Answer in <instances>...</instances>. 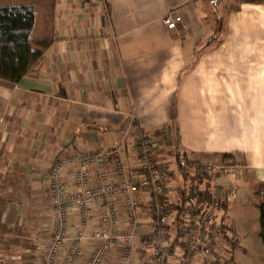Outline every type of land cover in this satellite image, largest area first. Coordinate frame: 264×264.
<instances>
[{
  "label": "crops",
  "instance_id": "obj_1",
  "mask_svg": "<svg viewBox=\"0 0 264 264\" xmlns=\"http://www.w3.org/2000/svg\"><path fill=\"white\" fill-rule=\"evenodd\" d=\"M206 1L57 0L56 40L41 62L19 83L0 79V264H38L54 231L48 172L58 156L111 149L127 139L130 157L138 129L174 171L165 188L174 249L162 257L142 238L151 225L143 208L131 243L135 264H175L180 254L183 240L169 223L183 201L178 155L208 163L225 154L242 157V178H213L208 187L227 205L217 218L225 215L237 241L264 254L260 213L255 230L241 197L224 199L240 180L241 195L249 188L254 196L264 184V1L231 12L218 40ZM173 11L187 34L162 23ZM141 201L145 206L149 194ZM125 247L115 246L103 264H120ZM92 249L83 244L81 264ZM227 252L221 240L218 256L200 264H223ZM249 253L234 264L253 263Z\"/></svg>",
  "mask_w": 264,
  "mask_h": 264
},
{
  "label": "built area",
  "instance_id": "obj_2",
  "mask_svg": "<svg viewBox=\"0 0 264 264\" xmlns=\"http://www.w3.org/2000/svg\"><path fill=\"white\" fill-rule=\"evenodd\" d=\"M162 23L169 30L187 34L177 11L164 16ZM131 140V161L126 155L127 139L111 149L69 151L54 160L48 172L54 231L40 252L38 264H81L84 243L93 249L82 264H103L122 242L126 247L120 264H135L131 243L137 238L138 214L143 208L151 225L142 238L150 240L162 257L171 255L174 240L167 218L172 209L165 188L174 171L165 165L145 131L138 129ZM67 169L71 172L68 178ZM237 170L238 166L182 157L176 175L184 179L186 201L180 232L183 243L175 264H200L218 256L219 242L229 233L222 219L216 221L224 203L211 192L209 180L237 176ZM144 193L149 194L145 206L141 201ZM224 193L225 200L240 196L237 187ZM181 205L175 210L178 216ZM122 216L132 229L122 227ZM75 217L77 226L73 224Z\"/></svg>",
  "mask_w": 264,
  "mask_h": 264
},
{
  "label": "trees",
  "instance_id": "obj_3",
  "mask_svg": "<svg viewBox=\"0 0 264 264\" xmlns=\"http://www.w3.org/2000/svg\"><path fill=\"white\" fill-rule=\"evenodd\" d=\"M56 4L57 0H0L1 80L19 83L41 62L56 40ZM221 157L224 161L233 160L235 155L225 154ZM181 160L182 156L178 155L177 162L180 166ZM180 194L183 201L178 217L179 237L186 201L183 187L180 188ZM254 197L258 201L260 237L264 245V184L258 186ZM222 209H227L226 203L222 205ZM223 264L229 262L225 261Z\"/></svg>",
  "mask_w": 264,
  "mask_h": 264
},
{
  "label": "rangeland",
  "instance_id": "obj_4",
  "mask_svg": "<svg viewBox=\"0 0 264 264\" xmlns=\"http://www.w3.org/2000/svg\"><path fill=\"white\" fill-rule=\"evenodd\" d=\"M250 1H264V0H207V12L208 15L212 18V21L214 20V22L217 23L216 26V31H217V40L219 38H221L224 35L225 32V24H226V20L228 18V16L230 15L231 12L239 9V7L245 3V2H250ZM198 162V161H197ZM232 162H234V164H231ZM201 163V162H200ZM211 163H218V164H228V165H233V166H238V177L241 176V172L240 170H243V161H242V157H236L233 160H223V159H219L216 162H211ZM243 174V173H242ZM237 176H229V178H234ZM243 176H241L242 178ZM228 178V179H229ZM231 187H237L240 191V196L241 200L238 198L237 200H240V202H238L239 205L244 206L245 208V212L248 216L249 219V223L251 224V228L255 229L259 228V221H258V215H259V209H258V201L254 198L253 194H251V190L246 189V191L242 192L241 195V190L243 187L242 181L240 180L239 183H235L234 185H231ZM178 196V195H177ZM181 203L177 202V206H179ZM224 209L221 208V210H219V213H221ZM178 213L174 215V217H172L171 221L169 222L170 225L172 226V234L173 236H175L176 234H179V227H178ZM221 221V219H218V222ZM223 221L225 222V218L223 219ZM224 222H222V224L224 225ZM225 228L228 231V236L222 238L223 241L226 242V246L228 248V250L231 253H225L223 259L220 260V262L223 260L224 261H228L231 264H234V259L235 260H239V257L241 256V253H245L246 255H248V253L252 256L250 262V264H264V254L259 253V251L257 249H249L247 246L243 245V243L237 241L238 240V234L235 232V230L230 229L229 226L227 225V223H225ZM252 236V235H251ZM253 243L254 240L256 241V237L252 238ZM239 242V243H238ZM248 248V249H246ZM245 249V250H243ZM248 250L249 252L246 253L245 251ZM236 251V254L233 258V255ZM221 262V263H223Z\"/></svg>",
  "mask_w": 264,
  "mask_h": 264
}]
</instances>
